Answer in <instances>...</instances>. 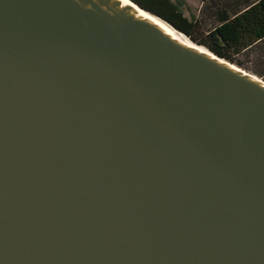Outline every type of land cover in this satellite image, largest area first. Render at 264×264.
Returning a JSON list of instances; mask_svg holds the SVG:
<instances>
[{"label": "water", "instance_id": "95a60500", "mask_svg": "<svg viewBox=\"0 0 264 264\" xmlns=\"http://www.w3.org/2000/svg\"><path fill=\"white\" fill-rule=\"evenodd\" d=\"M201 46L0 0V264H264V79Z\"/></svg>", "mask_w": 264, "mask_h": 264}, {"label": "trees", "instance_id": "16d2710c", "mask_svg": "<svg viewBox=\"0 0 264 264\" xmlns=\"http://www.w3.org/2000/svg\"><path fill=\"white\" fill-rule=\"evenodd\" d=\"M132 1L185 32L197 44L237 65L238 54L264 39V0H201L207 3L205 6L214 8L215 19L219 21L204 37L194 34L197 22L193 15L187 16L189 8L185 0ZM244 3L247 6L238 10Z\"/></svg>", "mask_w": 264, "mask_h": 264}, {"label": "rangeland", "instance_id": "374dc122", "mask_svg": "<svg viewBox=\"0 0 264 264\" xmlns=\"http://www.w3.org/2000/svg\"><path fill=\"white\" fill-rule=\"evenodd\" d=\"M219 1H226V0H219ZM231 1V0H229ZM186 5L188 6L189 10L186 9V14L190 18L192 15L194 16V20L197 22L196 30L194 31V34L199 37H204L211 29H213L215 25V13L214 8H210L209 6L202 5L201 0H185ZM215 7V6H213ZM179 30V29H177ZM182 34H184L188 39L192 40L190 36H188L185 32L179 30ZM195 43V41H194ZM197 44V43H196ZM201 46V45H200ZM243 59V58H242ZM253 60V61H252ZM258 61V59H255L254 56L249 59H244L247 64V68L252 69V67H255V61ZM246 70V69H245ZM248 71V70H247ZM260 77V76H258ZM261 79H264V77H260Z\"/></svg>", "mask_w": 264, "mask_h": 264}, {"label": "crops", "instance_id": "0c3cea01", "mask_svg": "<svg viewBox=\"0 0 264 264\" xmlns=\"http://www.w3.org/2000/svg\"><path fill=\"white\" fill-rule=\"evenodd\" d=\"M252 1V0H251ZM207 3H203L202 5L203 7L206 5ZM239 9L238 10H243L247 4H241L239 5ZM233 15V13H231ZM219 24V21H215V25L214 27ZM213 27V28H214ZM254 56L255 59H258V61H255L256 66L252 67V69L247 68V64L246 61H244V59H249L250 57L252 58ZM239 67H241L242 69H246V71L248 70L249 73H252L253 75L256 76H262L264 75V39L258 41L257 43H255L253 46L247 48L246 50H244L243 52H241L240 54H238L236 56ZM243 58V59H242ZM253 61V60H252Z\"/></svg>", "mask_w": 264, "mask_h": 264}, {"label": "bare ground", "instance_id": "6f19581e", "mask_svg": "<svg viewBox=\"0 0 264 264\" xmlns=\"http://www.w3.org/2000/svg\"><path fill=\"white\" fill-rule=\"evenodd\" d=\"M119 3L124 4L128 7H131L135 10H137L138 12L152 18L153 20L159 22L160 24H162L164 27H166L167 29H169L171 32H173L177 37H179L184 43H186L188 46L194 48V49H198L200 51H203L205 53L211 54L205 47L200 46L198 44H196V42L194 43V41L188 39V37H186L184 34H182L180 31H178L177 29H175L174 27H172L171 25H169L168 23H166L165 21L161 20L160 18L150 14L149 12L137 7V5L135 3H133L130 0H117ZM232 66L240 71H244L242 68L238 67L235 64H232ZM249 73V72H248ZM250 75H252V77L254 78H258L261 79L260 77L253 75L252 73H250ZM262 80V79H261Z\"/></svg>", "mask_w": 264, "mask_h": 264}]
</instances>
